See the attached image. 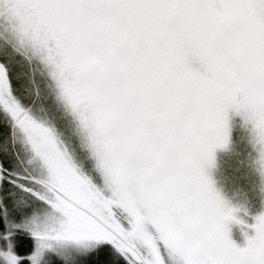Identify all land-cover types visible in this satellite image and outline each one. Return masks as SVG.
<instances>
[{"label":"snow or ice","instance_id":"snow-or-ice-1","mask_svg":"<svg viewBox=\"0 0 264 264\" xmlns=\"http://www.w3.org/2000/svg\"><path fill=\"white\" fill-rule=\"evenodd\" d=\"M22 6L31 13L30 18L77 33L87 42L83 58L113 152L118 160L135 162L154 194L170 201L189 225L192 235L187 243L194 264H264V212L249 225L253 234L244 232L243 246L237 244L229 224L245 222L234 214L238 209L214 187L207 171L214 165L216 148L227 144L226 132L213 136L211 125L232 102V92L243 89L253 98L256 94L264 97V0H0V22L10 23L20 35L17 10ZM237 21H243L245 35L240 81L219 65L214 80L194 79L178 52L168 56V68L162 69L130 62L136 55L131 49L111 56L104 51L108 37L122 32L151 34L174 48L189 26L207 33L213 26ZM13 74L11 60L0 53V239L7 242L0 247V264H65L64 248L69 242L80 249L75 264H111L104 244H111L125 264L151 260L147 248L135 240L128 243L123 231L136 227L134 208L129 214L113 205L112 217L106 222L108 211L100 205L101 211L84 227L77 225L69 208L62 216L60 231L81 233L72 237L41 226L38 212L54 217L61 212L53 207L50 194L38 190L34 178L17 168L21 152L14 134L20 131L27 136L28 123L36 118L19 100V79ZM178 81L180 88L176 87ZM260 164L264 168V147L260 148ZM54 167L70 186L87 190L70 164L57 158ZM77 167L91 177L103 197L110 195L95 167ZM115 220L123 229L113 226ZM17 231L32 238L23 255L14 251ZM160 254L164 264H176V256L163 245Z\"/></svg>","mask_w":264,"mask_h":264},{"label":"rangeland","instance_id":"rangeland-1","mask_svg":"<svg viewBox=\"0 0 264 264\" xmlns=\"http://www.w3.org/2000/svg\"><path fill=\"white\" fill-rule=\"evenodd\" d=\"M17 15L23 35L10 23L0 22V53L14 57L15 64L23 70L24 80L34 95L21 102L36 118L28 123L27 136L20 131L14 134L15 145L21 152L18 165L24 174L37 181L40 192L52 196L53 207L61 212V216L55 217L46 211L38 212L41 226L57 230V235L72 237L81 233L75 229L60 231L62 216L69 208L80 227L92 222L101 211L100 205L108 211L106 222L112 217L113 205L127 209L129 214H133L134 208L135 228L123 229L118 220L113 226L128 234V243L135 240L147 248L151 260L146 259L145 264H164L161 245L176 256V264H194V253L187 243L192 235L189 225L170 201L154 194L135 162L118 160L113 152L83 58L87 42L77 33L30 18L31 13L23 6ZM242 24L243 21H237L213 26L207 33L189 26L174 48L151 34L122 32L108 37L104 51L111 56L123 55L131 49L136 55L130 62L160 65L162 69L168 68V56L178 52L184 69L194 79L214 80V69L219 65L240 81L245 63ZM176 87L182 84L178 81ZM225 132L227 144L216 148L214 165L207 171L214 187L230 206L238 209L234 214L245 222L229 224L231 238L243 246L244 232L253 234L249 225L256 215L264 212V168L260 164V148L264 147V97L256 94L253 98L243 89L234 90L232 102L211 125L213 136ZM57 158L70 164L73 174L86 185V191L70 186L57 173L54 167ZM78 164L88 170L95 167L102 174L108 197H103V192L91 183V177L78 170ZM13 241L16 253L18 243L23 246L27 243L20 233H15ZM6 246L7 242L0 239V247ZM79 251L75 243L69 242L64 248V258L76 261Z\"/></svg>","mask_w":264,"mask_h":264},{"label":"trees","instance_id":"trees-1","mask_svg":"<svg viewBox=\"0 0 264 264\" xmlns=\"http://www.w3.org/2000/svg\"><path fill=\"white\" fill-rule=\"evenodd\" d=\"M9 59L11 60L12 65H13L14 78L19 79L17 96L20 99V101L23 100L25 102L26 99L31 98L30 94L34 95L33 89L30 87V85H28L27 82H25L24 76H23V70L20 67H18V65L15 64L14 57L9 58ZM17 168L20 171H22V168L18 164H17ZM16 233H20V235H22L27 240V243L24 246L21 245V243H18L19 248H17V250H18L17 254L23 255L27 251L28 247L30 246L32 238L27 233L22 232V231H17ZM102 247L104 249L108 250V253L111 257V264H125L124 258L118 252H116L110 246V244H104ZM64 260H65V264H75V262H76L72 259H67V258H64Z\"/></svg>","mask_w":264,"mask_h":264}]
</instances>
